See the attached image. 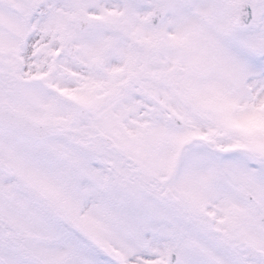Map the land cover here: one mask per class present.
<instances>
[{
	"label": "snow or ice",
	"instance_id": "obj_1",
	"mask_svg": "<svg viewBox=\"0 0 264 264\" xmlns=\"http://www.w3.org/2000/svg\"><path fill=\"white\" fill-rule=\"evenodd\" d=\"M0 264H264V0H0Z\"/></svg>",
	"mask_w": 264,
	"mask_h": 264
}]
</instances>
